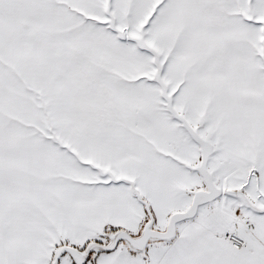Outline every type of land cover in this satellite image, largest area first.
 I'll list each match as a JSON object with an SVG mask.
<instances>
[{"label": "snow or ice", "instance_id": "1", "mask_svg": "<svg viewBox=\"0 0 264 264\" xmlns=\"http://www.w3.org/2000/svg\"><path fill=\"white\" fill-rule=\"evenodd\" d=\"M0 264H264V0H0Z\"/></svg>", "mask_w": 264, "mask_h": 264}]
</instances>
